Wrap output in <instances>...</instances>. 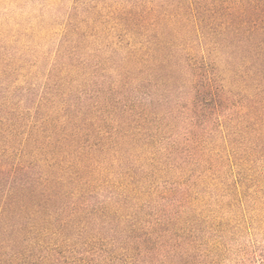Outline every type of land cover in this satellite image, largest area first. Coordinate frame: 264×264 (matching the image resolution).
I'll return each instance as SVG.
<instances>
[{
  "label": "trees",
  "instance_id": "16d2710c",
  "mask_svg": "<svg viewBox=\"0 0 264 264\" xmlns=\"http://www.w3.org/2000/svg\"><path fill=\"white\" fill-rule=\"evenodd\" d=\"M153 9L143 19L209 25L236 41L227 43L230 87L209 52L193 49V59L161 39V25H143L140 111L100 84L74 115L49 105L54 97L35 109L39 120L9 109L0 264H216L223 237L210 243L207 233L227 218L264 235V0H177L162 17ZM173 86L185 99L154 107L149 99L166 104Z\"/></svg>",
  "mask_w": 264,
  "mask_h": 264
},
{
  "label": "rangeland",
  "instance_id": "374dc122",
  "mask_svg": "<svg viewBox=\"0 0 264 264\" xmlns=\"http://www.w3.org/2000/svg\"><path fill=\"white\" fill-rule=\"evenodd\" d=\"M176 1L0 0V116L7 117V111L15 109L32 113L31 120H39L41 115L35 109L47 104L50 97L54 98L49 105L59 109L69 106V114L74 115L78 107L87 109L88 97L82 94L89 96L98 89V84L99 88L116 86L118 91L113 97L131 103L135 111H140L143 109V25H161V39L170 41L176 48L189 49L193 59L196 50L204 51L206 56L209 52L207 62L217 75L226 77L221 84L228 89L229 72L225 65L231 55L227 43L236 42L232 37L221 41L209 25H199L200 30L195 25H176L174 28H180L177 33L170 27L172 22L156 23L154 15L147 16V12L144 17L148 19H143V11L153 8L162 17L165 9H171ZM176 52L180 56L188 55ZM197 55L200 58L203 53ZM233 61L236 65L237 60L233 58ZM174 72L178 77L179 71ZM64 77L67 82L63 81ZM185 79H178V86ZM186 90L173 86L166 104L149 101L160 110L170 109L181 94L185 99ZM234 92L237 95L240 90ZM230 220L227 218L207 233L210 243L223 237L224 246L219 250L216 264H260L264 255L263 232L255 231L253 225L247 228H238V222L228 225ZM206 232L204 224L195 227V236L203 237ZM115 247L119 248L117 244Z\"/></svg>",
  "mask_w": 264,
  "mask_h": 264
}]
</instances>
